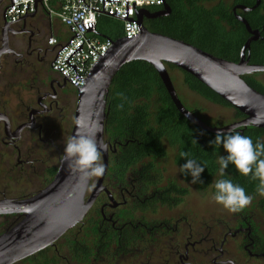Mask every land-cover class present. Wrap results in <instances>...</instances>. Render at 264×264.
<instances>
[{"label": "flooded vegetation", "instance_id": "obj_1", "mask_svg": "<svg viewBox=\"0 0 264 264\" xmlns=\"http://www.w3.org/2000/svg\"><path fill=\"white\" fill-rule=\"evenodd\" d=\"M223 1L228 0L220 3ZM8 2L0 0V49L6 26L9 48L1 59L0 77L8 71L6 77L19 76L22 98L16 105H10L4 99L9 86L0 88V203H20L38 196L53 182L56 176L53 170L59 168L62 158L56 147L59 122L73 104V98L77 107L78 94L50 70L54 49L46 44L51 29L45 17L37 15L11 26L6 19ZM256 2L247 8H253ZM238 6L241 5L232 7L231 15L244 28L238 17L247 21L245 16L255 18L258 10L264 14V0L257 10L248 13L239 9L235 13ZM169 7L172 15L173 9ZM159 18L162 17L144 19V25ZM263 28L255 29L261 31L257 42H264ZM250 38L248 34L245 44ZM53 149L59 154L56 168L49 167L46 159ZM112 152L113 148L109 160ZM108 174L109 169L104 187L112 195L113 203L103 192L82 223L53 246L16 264H264V224L262 215L254 213L253 201L250 207L234 213L228 222L207 226L186 214L172 215L189 194L188 188L196 190L193 184L182 180L186 185L182 187L165 180L159 188L176 183L185 193L181 198L175 197L179 198L178 203L167 204L163 202L167 199L164 190L151 188L144 195L137 188V181L133 186L129 181L122 182L115 190L107 180ZM92 183L93 179L87 199L98 184L92 187ZM24 218L23 214L0 215V236Z\"/></svg>", "mask_w": 264, "mask_h": 264}, {"label": "trees", "instance_id": "obj_2", "mask_svg": "<svg viewBox=\"0 0 264 264\" xmlns=\"http://www.w3.org/2000/svg\"><path fill=\"white\" fill-rule=\"evenodd\" d=\"M168 3L173 9L172 15L151 21L146 26L151 33L183 41L232 63L239 62L248 34L232 17L231 10L235 5L251 7L255 0H228L221 3L220 0H168ZM257 12L255 15L258 16L255 18L245 16L254 30L264 26V14H260V10ZM109 20L111 22L106 26V32L99 29L101 20L98 22V33L113 40L121 39L122 23L116 20L118 24H114L113 20ZM250 53L251 64L264 66V42L253 43ZM167 68L176 67L169 65ZM184 74L190 91L208 101L233 108L198 80ZM253 77L254 75L246 76L244 80L264 95V87ZM107 108L105 141L113 148L107 180L115 190L122 182L127 184L129 181L128 184L133 186L134 181H137V188H141L142 194L148 195L151 188H156L158 192L165 191H162L167 198L163 200L164 203H178V199L185 195L183 188L176 183L164 189L159 188L165 181L160 162L165 161L169 152L173 151L178 169L186 163V159H195L205 167L201 174L203 183L193 184L200 194H214L213 185L216 180L230 179L243 187L246 194L253 196L254 213L262 215L264 224V197L256 195L258 181L252 180L251 174H237L231 165L226 170V175L220 176L217 157L225 153L222 147L213 150L209 145L215 134L202 131L180 115L151 65L133 62L125 66L113 80ZM235 111V123L246 118ZM191 112L196 114L194 110ZM243 135L251 137L254 144L257 141L264 143V129L249 127L243 130ZM182 152L187 154L183 158ZM57 171L58 169L53 170L54 176ZM180 176L183 181L190 183V176L186 177L181 173ZM177 196L179 198H175ZM94 234L99 235L97 231Z\"/></svg>", "mask_w": 264, "mask_h": 264}, {"label": "water", "instance_id": "obj_3", "mask_svg": "<svg viewBox=\"0 0 264 264\" xmlns=\"http://www.w3.org/2000/svg\"><path fill=\"white\" fill-rule=\"evenodd\" d=\"M261 1L257 0L253 8L238 6L234 11L235 13L238 9L245 13L255 11L260 7ZM170 14L171 9L168 4L163 11L155 14L139 11L138 19L142 29L140 36L134 40L124 38L115 40L111 50L92 70L86 87L77 92V109L71 136L91 132L92 129L88 125L98 121L102 125V133L98 134L99 143L108 146V150L102 152L106 171L99 178L93 193L87 199L93 178L85 179L82 174L71 171L62 163L61 158L53 182L38 196L20 203H0V205H11L8 211L0 212V215H25L20 224L0 236V264H16L53 246L68 231L83 222L103 192L107 193L112 203L114 202L112 195L104 187L109 169V153L112 150L105 141L107 99L113 80L128 64L145 62L151 65L158 73L180 115L202 131L216 135L218 130L227 131L230 128H235L241 134L249 127L264 129V95L254 90L244 80L246 76L264 74V66L250 65L251 44L261 38V31L252 30L245 19L238 17L251 38L242 48L239 62L232 63L183 41L151 33L144 25V19L169 17ZM7 32L8 26L3 30L0 70L3 55L9 53ZM169 65L198 80L246 118L223 128L206 125L181 102L167 69ZM68 78L69 76H66L67 80ZM68 81L72 83V79ZM77 121L83 122L85 127H79Z\"/></svg>", "mask_w": 264, "mask_h": 264}, {"label": "built area", "instance_id": "obj_4", "mask_svg": "<svg viewBox=\"0 0 264 264\" xmlns=\"http://www.w3.org/2000/svg\"><path fill=\"white\" fill-rule=\"evenodd\" d=\"M167 1L13 0V7L9 0L6 19L9 25L15 26L31 16H46L51 29L48 46L54 49L52 72L78 92L86 87L92 70L115 41L98 33L99 20L105 17L121 22L122 38L134 40L142 33L138 12L163 11ZM55 19L67 31L65 34L54 33L51 26Z\"/></svg>", "mask_w": 264, "mask_h": 264}, {"label": "clouds", "instance_id": "obj_5", "mask_svg": "<svg viewBox=\"0 0 264 264\" xmlns=\"http://www.w3.org/2000/svg\"><path fill=\"white\" fill-rule=\"evenodd\" d=\"M77 125L85 127L81 121H77ZM88 127L92 129L91 132L78 133L66 139L62 154V163L71 171L82 174L85 179L104 175L106 168L102 152L108 150L107 144H100L98 140L102 125L97 121ZM209 145L213 150L222 147L225 153L217 157L220 176L226 175L229 165L239 175L251 174V179L258 181L256 195L264 197V143L257 141L254 144L251 137L230 128L227 131L218 130ZM186 155L181 153L182 158ZM179 169L181 174L191 177V184L203 183L201 174L205 167L197 160L186 159V163ZM213 187L212 199L230 213H239L252 203L253 196L246 194L243 187L234 184L230 179L216 180ZM10 207L11 205H0V212H6Z\"/></svg>", "mask_w": 264, "mask_h": 264}, {"label": "rangeland", "instance_id": "obj_6", "mask_svg": "<svg viewBox=\"0 0 264 264\" xmlns=\"http://www.w3.org/2000/svg\"><path fill=\"white\" fill-rule=\"evenodd\" d=\"M113 20V19H111ZM108 18H103L100 21L99 29L106 32V26L109 23ZM46 22V19H45ZM111 22V21H110ZM47 23V22H46ZM45 23V24H46ZM114 24H118L116 20H113ZM64 32L65 30H61ZM51 37L50 33H47L46 44L48 46V40ZM54 54L50 55V61H53ZM7 70V67L5 68ZM175 90L183 103V105L189 111H195V116L210 127L223 128L228 125L235 123L236 111L233 108L216 104L214 102L208 101L202 96L189 90L185 83V74L177 68H167ZM9 72V71H8ZM7 72V73H8ZM7 73H3L0 77V88L2 86H9L5 93L4 99L9 102L10 105H16L17 101L22 97L19 96V87L22 85V79L18 76L16 79L14 77H6ZM20 78V79H19ZM254 80L260 83L264 87V74L254 75ZM10 88V89H9ZM25 93H21L24 96ZM73 104L69 109H66L64 118L59 122V132L56 139V147L60 151L62 156L64 150V142L68 137L71 136L74 127V114L76 113V103L74 98ZM53 149L47 156V163L49 167L58 166V150ZM47 154V153H46ZM175 153L173 151L169 152V157L160 162V167L164 171V178L166 181H175L179 185H183L180 171L174 161ZM100 177H93L92 187H95ZM182 187H186L183 185ZM189 194L183 200L182 205H180L176 210H173L172 215L175 214H186L190 219H198L199 223H204L207 226H213L220 221L228 222L234 213L228 212L220 204L216 203L212 196L213 194L207 192L205 194L198 193L195 189L188 188ZM251 204L249 205V207ZM163 213V212H161ZM1 223V222H0ZM1 234V232H0Z\"/></svg>", "mask_w": 264, "mask_h": 264}, {"label": "crops", "instance_id": "obj_7", "mask_svg": "<svg viewBox=\"0 0 264 264\" xmlns=\"http://www.w3.org/2000/svg\"><path fill=\"white\" fill-rule=\"evenodd\" d=\"M41 16H44L45 17V19H46V21H47V18H46V16L45 15H42L41 14ZM105 18V17H104ZM103 18H101L100 20H102ZM99 20V21H100ZM47 23H48V21H47ZM49 25V24H48ZM52 29H53V31H54V33H56V34H59V35H63V34H65V32H67L66 30H65V28L60 24V22L57 20V19H55L54 21H53V23H52ZM65 30L64 32H62L61 30ZM65 36V35H64Z\"/></svg>", "mask_w": 264, "mask_h": 264}, {"label": "bare ground", "instance_id": "obj_8", "mask_svg": "<svg viewBox=\"0 0 264 264\" xmlns=\"http://www.w3.org/2000/svg\"><path fill=\"white\" fill-rule=\"evenodd\" d=\"M3 204H5V203H3Z\"/></svg>", "mask_w": 264, "mask_h": 264}]
</instances>
